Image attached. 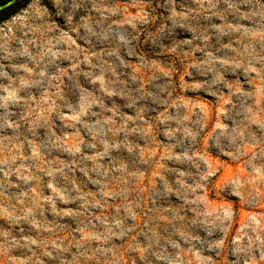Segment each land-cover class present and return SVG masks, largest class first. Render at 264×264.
<instances>
[{
	"label": "clouds",
	"instance_id": "1",
	"mask_svg": "<svg viewBox=\"0 0 264 264\" xmlns=\"http://www.w3.org/2000/svg\"><path fill=\"white\" fill-rule=\"evenodd\" d=\"M0 264H264V0L0 19Z\"/></svg>",
	"mask_w": 264,
	"mask_h": 264
},
{
	"label": "rangeland",
	"instance_id": "2",
	"mask_svg": "<svg viewBox=\"0 0 264 264\" xmlns=\"http://www.w3.org/2000/svg\"><path fill=\"white\" fill-rule=\"evenodd\" d=\"M0 2H3V0H0ZM23 3H24V0H19V4L16 7L22 6ZM16 7L12 8L11 10H9L8 13L0 15V19L6 18L8 15L11 14V12L16 10Z\"/></svg>",
	"mask_w": 264,
	"mask_h": 264
},
{
	"label": "trees",
	"instance_id": "3",
	"mask_svg": "<svg viewBox=\"0 0 264 264\" xmlns=\"http://www.w3.org/2000/svg\"><path fill=\"white\" fill-rule=\"evenodd\" d=\"M9 10H11V9H8V10H7L6 12H4V13H0V15H3V14H5V13H8Z\"/></svg>",
	"mask_w": 264,
	"mask_h": 264
}]
</instances>
